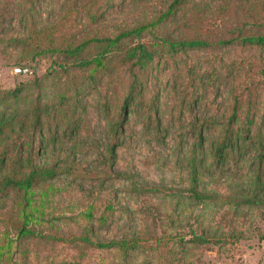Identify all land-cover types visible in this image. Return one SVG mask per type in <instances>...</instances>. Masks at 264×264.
I'll use <instances>...</instances> for the list:
<instances>
[{
    "label": "trees",
    "instance_id": "1",
    "mask_svg": "<svg viewBox=\"0 0 264 264\" xmlns=\"http://www.w3.org/2000/svg\"><path fill=\"white\" fill-rule=\"evenodd\" d=\"M14 1L19 26L8 34L9 13L0 10V52L14 54L18 64L47 57L50 66L40 77L0 89V228L8 248L22 246L25 255L30 243L56 241L113 253L118 264L131 263L139 251L145 253L142 264L154 261L152 245L163 240L156 228L152 243L133 230L103 239L91 203L77 232L43 224L42 208L58 182L80 187L96 181L100 188L116 176L117 149L133 117L161 132L166 117L153 93L160 73L173 78L180 129L193 140L189 198L264 210V0H61L56 19L47 24L36 14V0L0 4ZM222 84L223 106L214 109L209 99ZM91 106L106 123L102 146L85 147L81 140L90 133ZM87 149L92 165L78 159ZM241 160L242 167L236 166ZM233 162L234 183L205 188L207 178ZM93 191L83 192L92 200ZM132 191L159 192L146 182ZM112 220L100 216L98 228ZM187 242L205 244L206 235L192 231ZM163 247L154 253L160 264H172L170 249Z\"/></svg>",
    "mask_w": 264,
    "mask_h": 264
},
{
    "label": "rangeland",
    "instance_id": "2",
    "mask_svg": "<svg viewBox=\"0 0 264 264\" xmlns=\"http://www.w3.org/2000/svg\"><path fill=\"white\" fill-rule=\"evenodd\" d=\"M15 3L0 4V10L9 13L4 28L9 29L8 34H16L19 26ZM60 4L61 0H36V14L43 23H52ZM15 61L14 54L0 52V89L13 88L20 82L40 77L50 66L47 57L25 64ZM159 75L158 92L153 90V93L159 96L158 109L166 117L159 129L161 132L147 128L140 118L135 120L133 117L135 124L117 149L113 171L116 176L105 181L100 188H97L96 181L90 186L86 183L80 187L58 182L57 188L43 202V224L60 231L82 230L86 223V210L91 203L94 226L100 237L113 238L125 230H133L144 233V237L152 243L155 238L150 237L156 228V236H162L163 240L158 246L152 247L161 249V252H164L163 246L170 249L168 255L173 259L172 264H264L263 209L227 208L215 203H198L189 198L188 158L193 140L180 129L177 118L179 96L172 86L173 78L166 73ZM226 89V85H220L219 94L213 100L209 99L210 107L218 109L223 106L220 93ZM199 109L194 112L195 115H199ZM88 116L90 133L89 136L82 135V142L86 144L85 147L91 142L104 145L106 123L102 114L91 106ZM78 159L92 165L94 156L87 149L78 154ZM240 163L237 162L236 166L242 167L243 160ZM229 166L207 178L205 188L224 189L234 183L231 171V167H235L234 162ZM244 171L242 173L245 175ZM243 174H240L239 179L243 178ZM145 182L157 187L158 194L146 196L132 191L134 184L141 187ZM89 190H94L92 200L83 192ZM107 205H110V210H106ZM102 215H113V220L109 225L98 228L97 219ZM192 231L206 235L207 242L197 246L188 243ZM2 238L0 228V264H18L22 261L26 264H118L113 253L101 249H81L56 241L30 243L28 252L23 255L22 246L16 248L12 244L8 248ZM9 238L13 241L12 235ZM155 250L152 251L154 261L148 264L162 263V258H157ZM144 254L142 251L134 253L129 264H142Z\"/></svg>",
    "mask_w": 264,
    "mask_h": 264
}]
</instances>
